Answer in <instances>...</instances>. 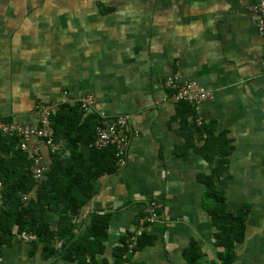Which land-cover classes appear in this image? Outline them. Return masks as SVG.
Instances as JSON below:
<instances>
[{
	"label": "crops",
	"instance_id": "1",
	"mask_svg": "<svg viewBox=\"0 0 264 264\" xmlns=\"http://www.w3.org/2000/svg\"><path fill=\"white\" fill-rule=\"evenodd\" d=\"M254 1L0 0L4 118L37 125L40 102L74 104L88 94L96 98L94 111L129 117L127 165L100 179L77 219L82 232L94 212L111 213L108 258L156 200L162 209L147 232L157 240L133 260L189 264L184 251L195 241L200 264H220L222 248L215 246L216 228L198 179L210 165L198 153L177 154L185 144L180 101L165 80L178 72L214 93L195 109L197 119L214 123L216 133L225 131L231 140L229 208L251 207L233 264H264V36L251 10ZM34 150L51 163L43 140L29 139L30 156ZM15 235L3 241L0 264H75L56 254L45 258L42 245L33 249V242Z\"/></svg>",
	"mask_w": 264,
	"mask_h": 264
},
{
	"label": "trees",
	"instance_id": "2",
	"mask_svg": "<svg viewBox=\"0 0 264 264\" xmlns=\"http://www.w3.org/2000/svg\"><path fill=\"white\" fill-rule=\"evenodd\" d=\"M99 118L98 112L86 113L79 103L60 105L53 113L52 127L62 150L53 154L49 171L38 181L32 173L33 160L18 139L0 135L1 246L13 234L28 231L37 236L33 249L42 245L45 258L56 254L75 264H146L134 261L133 256L156 242L157 237L147 230L122 236L111 258L106 256L111 213L94 212L86 228L78 231L80 211L99 191L100 179L119 172L113 146L102 150L91 146ZM177 118L185 138L177 154L187 158L195 152L210 165L209 174L198 176L205 187L203 206L216 228L215 246L222 248L218 252L220 264H233L236 245L245 239L251 207L244 204L233 211L227 204L225 172L233 149L231 140L225 131L216 133L214 123H199L196 110L186 102L178 103ZM145 215L143 212L140 218ZM184 256L189 264H200L203 253L193 241Z\"/></svg>",
	"mask_w": 264,
	"mask_h": 264
},
{
	"label": "built area",
	"instance_id": "3",
	"mask_svg": "<svg viewBox=\"0 0 264 264\" xmlns=\"http://www.w3.org/2000/svg\"><path fill=\"white\" fill-rule=\"evenodd\" d=\"M251 10L258 14L257 30L259 34L264 36V0H255L251 5ZM166 87L172 91L171 97L180 102H186L194 109L201 104L213 98L214 93L206 90L194 81H184L178 72L173 73L165 80ZM76 103L80 104L81 109L90 113L96 107V98L92 94H88ZM60 107V104H50L40 102L37 106L39 111V119L37 125L21 124L4 118L0 113V134L6 137H14L19 141V146L27 150L30 138H38L43 140L51 149V154H55L62 150V146L55 142L54 131L52 127L53 113ZM99 124L96 129V138L91 146L97 150H102L108 146H113L116 154V165L118 171H121L127 165V152L132 137L129 130V117L127 114L108 115L104 112L99 113ZM199 122V120H198ZM200 123V122H199ZM33 160L32 173L35 180H41L46 172L50 169V164L44 160L43 156L34 150L31 154ZM3 185L0 181V209L3 207L2 199ZM162 204L159 201L151 200L146 207V215L140 221V227L136 229V234L140 235L155 223ZM148 223V226H145ZM20 242L30 243L37 239L34 233L21 231L15 235ZM2 249L0 245V261L2 260Z\"/></svg>",
	"mask_w": 264,
	"mask_h": 264
},
{
	"label": "rangeland",
	"instance_id": "4",
	"mask_svg": "<svg viewBox=\"0 0 264 264\" xmlns=\"http://www.w3.org/2000/svg\"><path fill=\"white\" fill-rule=\"evenodd\" d=\"M150 202V201H149Z\"/></svg>",
	"mask_w": 264,
	"mask_h": 264
}]
</instances>
